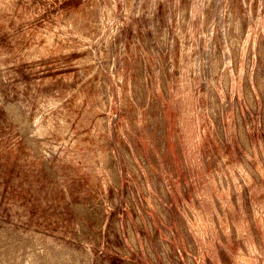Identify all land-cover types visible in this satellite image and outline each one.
I'll return each instance as SVG.
<instances>
[{"label": "rangeland", "instance_id": "1", "mask_svg": "<svg viewBox=\"0 0 264 264\" xmlns=\"http://www.w3.org/2000/svg\"><path fill=\"white\" fill-rule=\"evenodd\" d=\"M0 264H264V0H0Z\"/></svg>", "mask_w": 264, "mask_h": 264}]
</instances>
